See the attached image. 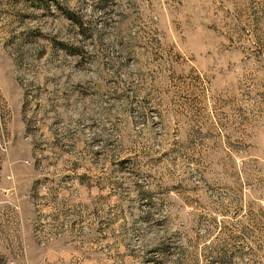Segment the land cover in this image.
Returning a JSON list of instances; mask_svg holds the SVG:
<instances>
[{"label": "rangeland", "instance_id": "1", "mask_svg": "<svg viewBox=\"0 0 264 264\" xmlns=\"http://www.w3.org/2000/svg\"><path fill=\"white\" fill-rule=\"evenodd\" d=\"M0 147V264H264V0H0Z\"/></svg>", "mask_w": 264, "mask_h": 264}, {"label": "trees", "instance_id": "2", "mask_svg": "<svg viewBox=\"0 0 264 264\" xmlns=\"http://www.w3.org/2000/svg\"><path fill=\"white\" fill-rule=\"evenodd\" d=\"M78 24H79V26L82 28V24H81V22H79ZM163 251H164V250H162V252H163Z\"/></svg>", "mask_w": 264, "mask_h": 264}, {"label": "built area", "instance_id": "3", "mask_svg": "<svg viewBox=\"0 0 264 264\" xmlns=\"http://www.w3.org/2000/svg\"><path fill=\"white\" fill-rule=\"evenodd\" d=\"M1 149H2V148L0 147V153L2 152Z\"/></svg>", "mask_w": 264, "mask_h": 264}]
</instances>
